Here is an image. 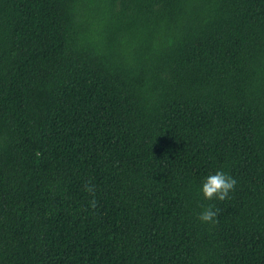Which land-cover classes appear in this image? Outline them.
I'll list each match as a JSON object with an SVG mask.
<instances>
[{"label": "trees", "instance_id": "obj_1", "mask_svg": "<svg viewBox=\"0 0 264 264\" xmlns=\"http://www.w3.org/2000/svg\"><path fill=\"white\" fill-rule=\"evenodd\" d=\"M0 264H264V0H0Z\"/></svg>", "mask_w": 264, "mask_h": 264}, {"label": "clouds", "instance_id": "obj_2", "mask_svg": "<svg viewBox=\"0 0 264 264\" xmlns=\"http://www.w3.org/2000/svg\"><path fill=\"white\" fill-rule=\"evenodd\" d=\"M236 183L237 181L231 175L223 171H216L204 179L200 191L205 200L224 201L229 198V193L234 191ZM85 190L93 191L89 185H86ZM217 215L218 209L213 210L210 206L199 214L198 219L204 223L214 224L217 222Z\"/></svg>", "mask_w": 264, "mask_h": 264}]
</instances>
